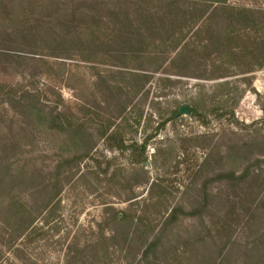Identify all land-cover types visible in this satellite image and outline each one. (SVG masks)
<instances>
[{
    "label": "rangeland",
    "instance_id": "obj_1",
    "mask_svg": "<svg viewBox=\"0 0 264 264\" xmlns=\"http://www.w3.org/2000/svg\"><path fill=\"white\" fill-rule=\"evenodd\" d=\"M194 1L0 0V156L6 145L17 146L9 161L21 175L0 185V264H133L124 238L113 237L117 225L100 224L105 208L126 209L135 200L159 227L174 207L193 211L163 237L171 250L186 249L182 263L264 264V65L246 74L250 87L243 75L206 79L239 69L238 62L256 63L255 46L236 41L246 51L223 59L199 49L195 61L183 63L175 60L180 32L148 29L174 13L172 2ZM228 3L264 8V0ZM136 28L155 35L140 49L124 43ZM209 36L203 32L200 43ZM4 84L22 102L84 124L87 155L55 189V168L75 147L68 133L22 117L1 96ZM222 97L227 102L217 103ZM197 99L201 117L178 114ZM145 139V161L136 159L137 147L135 155L119 149L120 140L131 146ZM247 169L253 193L239 204L241 222L223 257L220 241L228 237L217 242L214 227L239 190L221 177ZM154 181L161 186L151 189ZM24 201L37 217L18 236Z\"/></svg>",
    "mask_w": 264,
    "mask_h": 264
},
{
    "label": "trees",
    "instance_id": "obj_2",
    "mask_svg": "<svg viewBox=\"0 0 264 264\" xmlns=\"http://www.w3.org/2000/svg\"><path fill=\"white\" fill-rule=\"evenodd\" d=\"M171 5L175 10L170 12L174 13L171 16L160 18V22L156 25L150 22V24H148V29L164 30L161 32L166 33V37H174L176 36L175 32H180V35L176 38L177 46L174 47L178 48L175 60L181 59L180 61L183 63L186 61H195L199 49L200 51L203 50L202 53L205 51L204 53H207L208 56L216 55L221 59L230 57L236 58L237 56H240L239 53L246 51V49L235 45L234 42L241 41L248 42L249 44L251 43L255 47L250 53H254L255 57H257L258 60L256 63H248V65H245L244 67V64L238 62L237 66L239 69L232 71H230L229 68H225L226 66L222 63L218 66H221L220 68H223L224 66V72L206 77V79H210L212 76H216L214 78H225L228 76L243 75L241 81L246 86L250 87L252 82L246 74L254 71L255 68H261L264 65V8L236 6L228 3V0H196L190 3L184 2L182 7H179L181 5L178 4V2H172ZM136 29L138 32L126 35L124 43L131 45L136 43V45H139L140 49L145 44L150 43L155 35L152 33V36H154L151 37L148 34L141 32L140 28ZM203 32L210 34V36L209 38H206V40H203V43L201 44L200 35ZM215 37L216 41L213 39ZM165 41L166 38L164 39V42ZM214 46L217 47L214 48ZM143 76L146 78L145 76L147 75ZM228 84V81H224L223 86L226 85V87H228ZM5 86L6 85L4 84L3 88H1V96L8 99L13 104V107L19 111L22 117L27 119L31 117L41 118V120H43L42 122L46 123L51 129H57L63 133H68L70 141L75 147L74 151H76V154L72 155V157H62V160L58 162L55 168L54 180L52 182L55 189L57 184L62 182L63 178H61V176L68 174L69 171H66V169H71L73 162L77 165L79 161L87 155V137L85 136V129L83 128L84 124L79 119H69L67 114H64L62 111H57V113H44V111L37 105L22 102L21 98L15 95L12 86H9L8 89L4 88ZM138 86L139 85H136V87ZM229 92V90L225 92L227 97ZM193 102L194 103L190 105L191 114L201 117V104H199L198 99L196 102ZM202 102L205 103V100H202ZM225 102H227V100L222 97L217 103L223 104ZM211 109L218 110L219 108L214 106ZM231 114L234 115L233 110H231ZM203 123L206 122L203 121ZM124 143V140H120L119 149L121 151H124L127 148L131 149L137 147L138 153L136 159L144 161L148 159L146 153L148 139H145L141 144L135 142L131 146H127ZM16 147L17 146L6 145L2 148V156H0V185L6 183L10 184L11 181H15L16 178L21 176L19 173H17V175L13 174L16 173L12 168L14 162L12 161V163L9 161V159H12V154L16 152ZM132 152L134 155L136 154V150L134 152V149H131V153ZM248 174L249 172L247 169L238 175L235 171L223 173V177H221L224 178L222 180H227L230 188L239 190L235 195L236 200H232V202L228 203L229 210H227V216H222L221 221L216 223L214 227L216 235L213 237L214 239L217 238V242L222 240L224 236L228 237V239H224L225 241H220L222 242V245H220L219 253L223 257L226 256L224 253L232 242V234L235 230V226L241 222L239 206L244 204L248 196L253 193L251 191L253 186L247 183ZM160 186L161 185H159L158 182L154 181L151 185V189ZM59 190L60 189H58L52 197L57 196ZM53 200V198L50 199V201L48 199L43 208L45 209L47 205V208H49L52 205ZM139 203L140 202L136 200L131 201L126 209H116L115 207L108 206L105 208V212H108L109 215L100 226L103 227L105 225V227H107L110 225H117V228L113 229V237L116 238L122 236L124 238L123 242L124 244H127L124 248L127 247V250L131 251L130 254L133 255L134 260L133 264H189L188 262L182 263L184 256L187 254L186 249L181 251L178 247V249L174 248L171 250V248L166 246L163 237L168 226L178 222L182 216L193 215V211H186L182 206L174 207L171 212L165 216V222L159 227L158 223H155L153 219L147 217L146 208H138ZM28 205L29 204L26 201L22 203L23 209L19 213L18 218L23 222L21 227L16 229L18 230V236L33 226L37 217L36 212L30 210ZM136 205L137 207H135ZM52 211L53 209L51 207L49 215H51ZM227 230H230V232ZM15 240L17 239H14L13 242H15ZM189 244L190 243H186L185 245ZM170 255L176 258H172ZM170 258L177 260L173 261Z\"/></svg>",
    "mask_w": 264,
    "mask_h": 264
},
{
    "label": "water",
    "instance_id": "obj_3",
    "mask_svg": "<svg viewBox=\"0 0 264 264\" xmlns=\"http://www.w3.org/2000/svg\"><path fill=\"white\" fill-rule=\"evenodd\" d=\"M178 114H188L190 115L191 114V108H190V105L188 104H185L183 106H181L178 110Z\"/></svg>",
    "mask_w": 264,
    "mask_h": 264
}]
</instances>
